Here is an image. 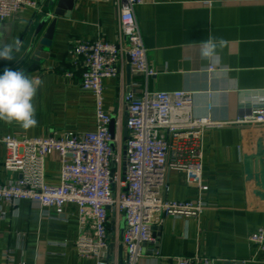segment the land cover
Segmentation results:
<instances>
[{"label": "crops", "instance_id": "0c3cea01", "mask_svg": "<svg viewBox=\"0 0 264 264\" xmlns=\"http://www.w3.org/2000/svg\"><path fill=\"white\" fill-rule=\"evenodd\" d=\"M30 1L38 7L0 21V44L19 39L23 45L14 61L0 60V74L5 67L18 68L44 81L34 99L38 124L25 130L15 122L0 121V137L11 135L21 141L46 138L53 132H93L95 100L80 88L82 66L71 51L78 40L104 39L127 47L119 34L121 1L77 0L70 18L57 20L49 58L34 68L30 44L50 0ZM135 17L155 75L147 79L135 72L126 57L123 77L103 81L105 110L115 120L113 134L124 142L127 110L123 97L131 90L138 94L145 89L190 92L194 115L222 124L203 135V180L208 189L201 197L207 208L200 219L165 218L153 231L155 242L144 246L141 263L172 264L179 256L201 255L214 264H264V252H257L248 240L264 228V202L253 197L256 188L245 175L243 161V154L254 150L260 138L264 145V125L238 123L264 106V0H155L135 7ZM210 35L227 42L218 65L199 54L201 42ZM210 65L225 71L211 74L207 72ZM247 92L257 95L242 97ZM5 158V147L0 145V184L10 178L3 169ZM61 169L60 155L50 154L45 163L46 183L58 185ZM167 186L164 197L168 201L195 202L200 196L196 187L185 184L181 172H169ZM124 228L123 217L111 216L109 264H124ZM79 235L74 205H67L60 217L53 218L26 200L17 206L0 202V264H9L4 260L7 251L13 252L12 264H95L79 256Z\"/></svg>", "mask_w": 264, "mask_h": 264}, {"label": "built area", "instance_id": "2783aa9c", "mask_svg": "<svg viewBox=\"0 0 264 264\" xmlns=\"http://www.w3.org/2000/svg\"><path fill=\"white\" fill-rule=\"evenodd\" d=\"M120 1L119 34L127 47L104 39L78 40L71 51L82 66L80 88L95 100V131L53 132L46 138L21 141L11 135L0 137V145L6 150L3 169L10 174L0 184V202L17 206L26 200L53 218L60 217L67 205H74L80 227L78 254L95 264H109V223L113 215L125 221L124 264H142L144 246L155 242L154 228L165 218L200 219L207 208L201 194L208 189L203 180V135L211 127L222 126L209 116L194 115V95L190 92L145 89L139 94L131 90L123 97L127 140L123 142L110 133L112 117L105 110L103 81L123 77L126 57L135 72L147 79L155 75L135 17V7L155 0ZM37 7L30 0H0V21ZM223 71L212 65L207 69L211 74ZM208 98L211 102L212 92ZM208 107L211 111L212 104ZM238 123L264 125V106ZM52 153L61 157L58 185L45 181V163ZM171 171L183 173L185 184L199 190L197 201L165 199ZM248 240L257 252H264V228ZM12 255L7 251L5 262L12 264ZM172 264H214V260L201 255L179 256Z\"/></svg>", "mask_w": 264, "mask_h": 264}, {"label": "clouds", "instance_id": "9594fccd", "mask_svg": "<svg viewBox=\"0 0 264 264\" xmlns=\"http://www.w3.org/2000/svg\"><path fill=\"white\" fill-rule=\"evenodd\" d=\"M226 41L222 37L209 36L200 44V57L213 64L221 63V50ZM23 47L19 39L0 44V60L14 61L15 54ZM44 81L37 77H30L20 69L5 67L0 74V121L17 123L23 129L37 126L34 99Z\"/></svg>", "mask_w": 264, "mask_h": 264}, {"label": "water", "instance_id": "95a60500", "mask_svg": "<svg viewBox=\"0 0 264 264\" xmlns=\"http://www.w3.org/2000/svg\"><path fill=\"white\" fill-rule=\"evenodd\" d=\"M77 0H50V5L47 12L43 16L35 29L30 46V60L32 61L31 68L36 66V63L42 64L50 56V49L56 30L58 18L68 19L74 8ZM50 21V23H48ZM48 24V26H46ZM30 71V68L29 70ZM130 68L127 69V77L129 76ZM256 96L255 92H247L243 96ZM263 95V94H259ZM114 117H112L110 125V133L113 134ZM123 139L128 138L127 117L123 122ZM244 170L247 179L256 188L252 194L259 202H264V145L260 138L258 146L249 153L243 154ZM155 230V228H154ZM123 264V263H122Z\"/></svg>", "mask_w": 264, "mask_h": 264}]
</instances>
